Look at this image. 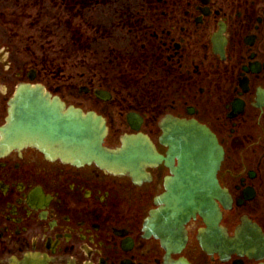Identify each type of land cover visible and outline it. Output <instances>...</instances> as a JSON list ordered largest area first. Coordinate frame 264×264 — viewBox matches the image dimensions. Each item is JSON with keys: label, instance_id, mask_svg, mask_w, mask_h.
I'll list each match as a JSON object with an SVG mask.
<instances>
[{"label": "flooded vegetation", "instance_id": "obj_1", "mask_svg": "<svg viewBox=\"0 0 264 264\" xmlns=\"http://www.w3.org/2000/svg\"><path fill=\"white\" fill-rule=\"evenodd\" d=\"M30 77L156 158L134 177L0 151V264H264V0H0V129ZM166 119L214 135L212 190L167 161ZM174 186L203 208L162 239L145 225Z\"/></svg>", "mask_w": 264, "mask_h": 264}, {"label": "water", "instance_id": "obj_2", "mask_svg": "<svg viewBox=\"0 0 264 264\" xmlns=\"http://www.w3.org/2000/svg\"><path fill=\"white\" fill-rule=\"evenodd\" d=\"M160 126L171 146L167 161L183 158L184 178L207 182L212 190L221 154L210 131L199 124L187 125L176 119ZM0 131V151L33 147L49 160L75 167L94 166L115 176H141L145 165L156 158L155 148L143 137L125 136L122 146L106 145L108 128L102 117L67 107L42 85H18L9 101L6 125ZM175 176L172 182L177 181L178 173ZM205 189L201 184L199 192ZM172 191L177 193L178 188L174 186ZM177 195L165 197L160 211L145 225L148 233L162 238L157 232L165 226L168 237L176 235L187 218L202 210L201 197L194 200ZM206 207L211 211L213 205Z\"/></svg>", "mask_w": 264, "mask_h": 264}, {"label": "rangeland", "instance_id": "obj_3", "mask_svg": "<svg viewBox=\"0 0 264 264\" xmlns=\"http://www.w3.org/2000/svg\"><path fill=\"white\" fill-rule=\"evenodd\" d=\"M42 30H40L39 31V33L41 32ZM26 32H27V34L28 35H31L32 34V31L31 30H29V31H27L26 30ZM48 37V36H47ZM47 37H46V35H44L43 33H40L39 34V36H38V38L36 39V41H35V43L34 44H32V41H29V42H27V43H24V44H22V47H23V50L25 51V52H27L28 54H30V55H33V49H38V48H42V46L43 45H46V43H47ZM51 44H49V46H50ZM64 45H66V42H65V39H61V38H58V39H56L55 40V42L51 45V47H53L56 51H54V53H56V54H58V53H60L61 54V52H62V50L64 49ZM40 54H41V52H39ZM57 60V59H56ZM55 60V61H56ZM25 63V65H26V67L29 69V68H33V67H35L34 65H32L33 64V62H27V60H26V62H24ZM44 63H48L47 61L46 62H44ZM20 64H22V63H20ZM56 64H61L60 63V61L59 62H56ZM55 64V65H56ZM89 65H96V62H89L88 63ZM95 68V67H94ZM90 73H92V74H94L93 73V70H91L90 71ZM44 74V73H43ZM43 80H45V77H43ZM59 80H61L62 81V79H59ZM57 84H59L58 82H57Z\"/></svg>", "mask_w": 264, "mask_h": 264}]
</instances>
